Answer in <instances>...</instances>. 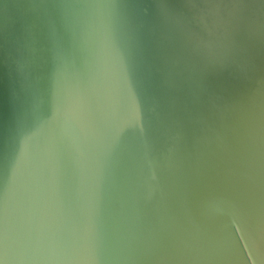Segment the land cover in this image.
Instances as JSON below:
<instances>
[{"label": "water", "instance_id": "95a60500", "mask_svg": "<svg viewBox=\"0 0 264 264\" xmlns=\"http://www.w3.org/2000/svg\"><path fill=\"white\" fill-rule=\"evenodd\" d=\"M0 264H264V0H0Z\"/></svg>", "mask_w": 264, "mask_h": 264}]
</instances>
